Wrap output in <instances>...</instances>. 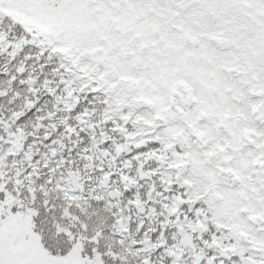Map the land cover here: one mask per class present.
<instances>
[{"label":"trees","instance_id":"16d2710c","mask_svg":"<svg viewBox=\"0 0 264 264\" xmlns=\"http://www.w3.org/2000/svg\"><path fill=\"white\" fill-rule=\"evenodd\" d=\"M244 2L241 13L254 21L257 28L264 27V6L256 7L251 0ZM7 12L18 22L21 17L17 13L25 14L31 20L26 29L67 41L62 44L63 55L69 60L75 56L76 61L83 59L75 55L76 50L85 49L101 35L120 39L129 32H158L157 15H165L164 12L154 13L143 0H139L138 5H133L130 0H96L95 3L92 0H23L10 6ZM0 30L11 34L7 20L0 21ZM255 35L257 38L248 41L240 57L232 56L236 61L231 66L232 79L237 76L250 78L252 82L257 79L252 69L259 71V68L253 56L264 53L261 52L264 51V40L259 39V32ZM218 39L226 37L221 32ZM26 54L32 57L26 65L24 79L27 85L13 82L0 71V93H7L0 95V174L14 178L17 172L32 168V173L25 177L26 183L44 187V198L50 202L47 216L36 223L37 229L45 233L46 240L57 239L60 225L74 226L78 235L86 225L89 233H102L100 243L105 247L139 240L144 251L151 253L159 264L161 254L154 251L153 241L162 244L167 235L182 243L177 226L190 225L178 221L191 214V205L196 200L193 202L189 195L185 198L187 207L179 216L172 218L169 213L179 208L181 191L191 189L189 181L198 178L201 182L199 179L209 176L211 170L200 167L199 159L193 161V164L196 162V174L193 175L188 163L178 164L186 163L180 154L187 153L186 144L180 145L178 138H189L187 130L192 127L216 128L217 124L205 125L197 120L201 112H207L208 106L213 107L205 98L207 83L203 84L197 76L188 77L183 84L192 92L187 94L180 84L177 85L176 95L170 98L178 102V109L166 117L168 122L158 137L161 148H150L133 155V146L144 143L148 131L145 124L155 115L158 97L167 91V87L160 88L158 80H145L140 84L125 77L112 59L101 58L90 51L86 53L88 59H83L81 73L66 78V83L61 81L51 63L44 61L46 67H42L34 48H25L15 59L0 55V70L15 73ZM97 62L112 64L117 73V79L108 82L110 99L94 96L87 88L88 79L84 78L94 70ZM65 71L69 70L66 68ZM81 79H84L83 84ZM257 83L258 91L264 89L262 81L257 79ZM190 95L193 99H188ZM256 99H259L257 95L248 93L239 100L226 97L220 109L210 110L212 113L217 110L220 113L217 122H227L233 130L252 128L261 132L264 122L257 120V114L249 115L245 110L248 101ZM123 108L136 110L140 116L139 120H132L131 132L125 130L121 122ZM19 112L28 114L20 121L10 118V114ZM174 143L177 148L169 151ZM179 146H183L181 150ZM190 149L189 152L198 153L192 143ZM71 172L79 179L76 191L70 183ZM181 174H184L181 183L187 185L183 189L173 184ZM114 189L118 190V196L111 199L108 193ZM205 201L206 204L213 202L210 197ZM29 219L32 223L31 217ZM137 250L124 244L119 255L125 264H136Z\"/></svg>","mask_w":264,"mask_h":264},{"label":"snow or ice","instance_id":"6c2138e0","mask_svg":"<svg viewBox=\"0 0 264 264\" xmlns=\"http://www.w3.org/2000/svg\"><path fill=\"white\" fill-rule=\"evenodd\" d=\"M21 2L23 0H0V21L7 20L11 32L9 34L0 30V55L15 59L25 48H34L42 67H46L44 61H48L61 81L66 83V78L81 73L83 59H88L86 53L90 51L101 58L107 56L112 59L119 73L140 84L145 80L166 81L167 91L159 95L155 115L149 117L150 123L145 124L148 131L144 143L133 146V155L150 148H161L158 137L168 122L166 117L169 112L175 113L178 109V102H173L170 97L176 95L177 85L185 83L190 74L215 85L233 100H239L244 93L257 95L259 99L249 100L245 110L249 115L255 113L264 117V89L253 92L250 78L237 76L230 79L226 75L236 63L232 56L240 57L248 41L257 38L256 32L260 33L259 39L264 40V27L257 28L254 21L241 13L240 10L245 7L244 0H143L154 13H165L163 16L157 15L160 23L158 32H129L120 39L101 35L85 49L76 50L75 55L83 57L81 61H76L75 56L69 60L63 55L62 44L67 41L45 37L14 21L7 9ZM251 3L256 7L264 6V0H251ZM221 32L226 39H218ZM31 59L26 54L15 73L0 71L13 82L27 85L24 77L27 75L26 65ZM88 62L91 63V60ZM158 63L162 65L159 68ZM66 68L69 71H65ZM258 68L259 71H252L256 72L258 80L264 82V53L258 61ZM84 79H88L87 88L94 96L110 99L108 82L115 81L117 73L113 71L112 64L97 62L94 70ZM84 79L80 83L83 84ZM0 95L7 93L2 92ZM179 107L183 108V105ZM121 113L124 129L131 132L132 120L140 119L138 112L123 108ZM27 114H10V118L20 121ZM249 131L244 130V142L254 143L256 148L253 152L243 154L236 151L232 137L227 132L223 135L211 132L196 134L199 137L198 142L194 140L196 150L201 161L211 166L218 189H224L222 179L225 177H231L233 190H240L242 186L246 188L242 176H233V169L239 168L241 173L246 174V169L251 170L253 167L249 162L254 161L257 155L264 165V131L257 132L251 141L247 139ZM176 148L174 143L168 150ZM32 171L29 167L17 172L14 178L0 174V264H125L124 258L119 255L124 244L138 249L135 253L136 264H156L153 255L144 251V245L139 240L105 247L100 243L102 233H89L86 225L81 228V235L77 234L74 226L65 228L60 225L57 239L46 240L45 233L37 229L36 223L47 216L50 202L44 198V187L26 183L25 177ZM183 179L184 174H181L173 180V184L180 189L186 188L187 185L181 183ZM191 194V189L188 192L181 191L182 202L176 212L169 213L172 218L179 216L180 211L187 207L185 198ZM205 199L202 197L196 201L191 214H186L178 221L190 225L184 228L185 233H199L191 237V245L176 242L167 235L162 244L153 241L154 251L161 254L159 264H264V181L257 185L254 193L249 194V198L240 196L232 201V208L227 215H218L217 208L210 207ZM29 217L32 220L31 232L23 227V222ZM37 237L39 247L45 250L46 255L32 249ZM12 249H16V252H12ZM22 249H32L30 259L23 257Z\"/></svg>","mask_w":264,"mask_h":264},{"label":"flooded vegetation","instance_id":"af4514ba","mask_svg":"<svg viewBox=\"0 0 264 264\" xmlns=\"http://www.w3.org/2000/svg\"><path fill=\"white\" fill-rule=\"evenodd\" d=\"M183 92H184V90H183ZM188 92H192L190 90V88L187 89V91H185L184 93L187 94ZM190 97H191V95L188 98H190ZM228 115L229 114H226L225 116L228 117ZM219 116H220V114H219ZM202 119L203 118L201 117V115L198 116V118H197L198 121H202ZM206 120L207 119H204V121H206ZM217 120H218V118H217ZM217 120L216 121L207 120V121L209 122V124L211 123V125H214V124H217ZM257 120L259 122H261V121L264 122V117L257 116ZM227 128L228 127H225L222 124H217L215 130L202 129V128H199V127L190 128L189 130H187V133L189 134V138H186L185 136H184V140L181 139V138H178V143L180 145H183L185 143L186 144L185 148L187 150V153L180 154V158H185V157L189 156L191 159L194 158V160L199 159L198 162L200 164V167H207L208 169H211L210 165H205V163L203 161H201L198 153L191 152L192 151L190 149L191 148V143H192L193 146L194 145L196 146V143L194 142V140L197 141V142L199 140V137L196 136L197 133L208 134L209 132H211L213 134L223 135L226 132ZM247 129H250V131L247 133V139L249 141H251L252 137L255 136V134L257 132H255V130H253L252 128H247ZM244 130H245V128H241V129H237V130H233V129L229 130L230 132H233V135L232 134L229 135V136H233V138H232V141L234 143L233 146L235 147L236 151L238 153H241V154L248 153V152H253L255 150V148H256V145L254 143H251V142L245 143L244 142L245 138H246ZM187 143H188V146H187ZM189 149L191 150L190 152L188 151ZM185 159H187V158H185ZM186 161L188 162V164L190 166V169H191V172H192L190 174L191 175L196 174L195 173V170H196L195 164H196V162L193 164V162L191 163L188 159ZM178 164L185 165V162H180ZM249 164H252L253 167L251 168V170H247L246 169V174L241 173L239 168L233 169V173H232L233 176H242L243 177V179L245 181V184L247 185L246 188H244L242 186L240 190H233L231 188V177H225V178L222 179V183L224 184V189L223 190L218 189L216 187L215 180H214V178L212 176V169H211V170L208 171L209 176H206L203 179H199V181H201V182H198V178L197 179L195 178L196 181H194V182H196L197 186H199L201 188L208 184L209 185L208 186L209 189L207 191H210L215 186L214 193L209 194L207 192H204V193H202V195H203L202 196L201 194H199V192L198 193L197 192L196 193L192 192L190 197H192V195L195 196L196 194L198 195V197L195 200H197L199 197H206V199L210 197L212 199V201H213L212 203L208 202V205L210 207H213V206L217 207L218 205H220L222 207V210L225 209V211H226L223 214V213H220V211L217 209V214L218 215H222L223 216V215L228 214L229 210L232 208V200H230V198L233 195L226 196V194H228V193L235 194V193H239L240 191L243 193V191H244V193L241 194V196H243L245 198H249V194L250 193H254L257 190V185L261 181H264V165H262L260 163L259 156L257 155L256 159L254 161H250ZM258 174H260V175H258ZM189 182L192 183V185L194 183L192 181H189Z\"/></svg>","mask_w":264,"mask_h":264},{"label":"rangeland","instance_id":"374dc122","mask_svg":"<svg viewBox=\"0 0 264 264\" xmlns=\"http://www.w3.org/2000/svg\"><path fill=\"white\" fill-rule=\"evenodd\" d=\"M124 1H126V0H124ZM130 2L131 3H133V5H138L139 4V0H133V2H132V0H130ZM115 5V4H114ZM19 22L26 28L29 24H30V22H31V20H29V18H26V16H24V15H21V19L19 20ZM173 51H174V49H173ZM261 52H264V51H261ZM261 55L262 54H256V55H254L253 56V60H255V62H257L258 63V61L260 60V58H261ZM172 57H170V59H171ZM234 58V57H233ZM232 58V59H233ZM162 65L160 64V63H158L157 64V67L159 68V67H161ZM194 77V76H196L195 74H190L189 75V77ZM158 85H159V87L160 88H163V89H165L166 87H167V84H166V81L165 80H163V79H159L158 81ZM208 84V86H209V94L211 95V96H213L214 97V95H218L219 96V94H217V90H216V86L215 85H212V84H209V83H207ZM264 85V82H262L261 83V86H263ZM209 107H211V105L209 106ZM206 119H208L209 121L210 120H214V116L212 115V114H207V118ZM230 129H228L227 128V130H226V132L228 133V135H230V134H232L233 135V132H230L229 131ZM174 135V134H173ZM232 138H233V136H231ZM183 140H184V138H182ZM233 145H234V143H233ZM185 158H187L191 163L194 161V158L193 159H191L189 156H187V157H185ZM186 159V160H187ZM188 162L186 161V163L185 164H187ZM258 175H260V174H258ZM188 186L191 188V190H192V192H199V194H201L202 195V193H204V192H207V193H209V194H211V193H214V188H215V186H214V188H212L210 191H207L208 189H209V185L207 184L206 186H203L202 188L201 187H199V186H197V184H196V182H194L193 183V185H192V183H189L188 184ZM193 186V187H192ZM195 190V191H194ZM241 192V191H240ZM235 193V194H230V193H228V194H226V196H231V195H233L231 198H230V200H232V201H234V200H236L237 199V197H240L241 196V194H243L244 193V191H243V193L241 192V193ZM203 196V195H202ZM198 197V195L196 194L195 196L194 195H192V201L194 202V200L196 199ZM198 200H200V199H198ZM198 200H196V201H198ZM195 201V202H196ZM194 202V203H195ZM206 202V201H205ZM193 203V204H194ZM193 204L191 205V207H193ZM213 207H216V206H213ZM219 211H220V213H225L226 211H225V209H223L222 210V207L220 206V205H218L217 207H216ZM190 210H192V208H190ZM227 215V214H226ZM16 227L17 228H19L20 227V225H16ZM23 227H24V230H26V231H28V232H31V222H30V219L29 218H27V220L26 221H24L23 222ZM177 228H185L184 226H177ZM199 234L198 233H184L183 235H179L180 237H181V242L182 243H184V244H188V245H191V243H192V239H191V237L192 236H198ZM32 249H35V250H38L40 253H42V254H45L46 255V252H45V250L44 249H41L40 247H39V241H38V239L36 238V243L32 246ZM32 249H22L21 250V254L23 255V257L25 258V259H30L31 258V256L33 255V251H32ZM12 252H16V249H12Z\"/></svg>","mask_w":264,"mask_h":264},{"label":"water","instance_id":"95a60500","mask_svg":"<svg viewBox=\"0 0 264 264\" xmlns=\"http://www.w3.org/2000/svg\"><path fill=\"white\" fill-rule=\"evenodd\" d=\"M70 176H71V178L73 180L74 189L76 190L78 188L79 179L75 176V174L73 172L70 173ZM117 194H118L117 190L111 191L110 192V197L111 198H115L117 196ZM178 232H179L180 235H183L184 230L183 229H178Z\"/></svg>","mask_w":264,"mask_h":264}]
</instances>
